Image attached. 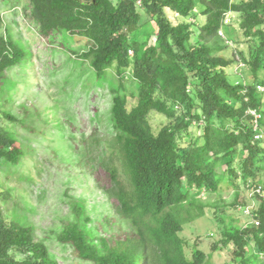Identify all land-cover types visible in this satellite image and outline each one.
<instances>
[{
	"label": "trees",
	"instance_id": "obj_1",
	"mask_svg": "<svg viewBox=\"0 0 264 264\" xmlns=\"http://www.w3.org/2000/svg\"><path fill=\"white\" fill-rule=\"evenodd\" d=\"M196 8L206 20L194 43L197 26L188 19L198 17ZM30 9L43 38L85 42V49L74 53L97 80H105L113 68L119 76L131 69L138 85V104L129 110L127 97L110 84L113 138L95 137L94 144L108 149V157L99 152L95 161L110 175L104 194L115 201L113 211L127 227L126 236L109 239L88 231L93 211L79 201L64 242L88 264H210L201 250L189 258L182 237L187 224L205 215L201 196L221 192L224 183L237 190L240 181L246 187L250 181L251 189L264 185L259 164L264 144L254 140L247 116L258 109L264 132V92L258 90L264 86V0H30ZM232 12L240 16L248 54L219 35ZM169 13L183 21L174 23ZM152 35L155 43H150ZM236 58L249 69L250 81L229 75ZM23 59L22 47L0 34L1 93L6 73ZM152 112L167 120L158 133L149 120ZM194 125L201 129L196 139L190 132ZM22 155L12 132L0 126V171L20 166ZM118 160L120 174L114 165ZM248 197L254 207L244 213L246 226L228 228L221 244L238 246L240 254L253 246L259 259L264 255V198ZM0 264L59 263L31 227L8 220L0 207Z\"/></svg>",
	"mask_w": 264,
	"mask_h": 264
},
{
	"label": "rangeland",
	"instance_id": "obj_2",
	"mask_svg": "<svg viewBox=\"0 0 264 264\" xmlns=\"http://www.w3.org/2000/svg\"><path fill=\"white\" fill-rule=\"evenodd\" d=\"M30 10V0H0V34L11 37L24 50L22 64L6 73L8 79L0 92V126L12 132L23 150L20 166L7 165L0 171V207L8 220L31 227L36 239L46 244L59 264H88L64 242L63 233L75 219L76 203L81 201L93 211L88 231L109 239L126 236L127 227L113 211L115 201L108 202L104 194L112 184L110 175L95 161L99 152L108 157V149L102 143L98 147L94 144L95 137L106 141L113 138L110 84L127 97L129 110L138 104V85L131 69L119 76L113 68L105 80H97L89 64L77 55L85 49V42L72 38L66 43L61 37L51 42L43 38ZM195 12L198 17L188 19L197 26L193 27L194 43L206 20L200 8ZM228 15L219 35L230 37V43H238L234 47L248 54L239 14ZM169 19L174 23L183 21L171 13ZM152 36L150 43H155L156 37ZM231 67L230 76L251 80L252 74L244 63ZM6 113L13 119L5 117ZM149 120L155 133L167 123L163 115L155 112ZM200 131L197 125L190 129L194 139L200 137ZM259 160L264 167V158ZM114 165L120 174L119 160ZM222 169H228L227 161ZM261 181L264 182L263 172ZM224 184L221 192L201 196L207 204L204 217L184 227L187 255L191 258L194 250H201L211 258L210 264H264L263 256L255 258L253 246L245 254H240L241 249L234 244L222 246L228 228H243L248 221L246 207L239 202L253 207L247 204L251 201L250 181L247 187L238 182V190Z\"/></svg>",
	"mask_w": 264,
	"mask_h": 264
},
{
	"label": "built area",
	"instance_id": "obj_3",
	"mask_svg": "<svg viewBox=\"0 0 264 264\" xmlns=\"http://www.w3.org/2000/svg\"><path fill=\"white\" fill-rule=\"evenodd\" d=\"M230 15H226L224 23L228 22V17ZM130 54H132V52H130ZM237 62H240L239 59ZM241 63V62H240ZM245 65V64H244ZM258 90L260 92H264V86H258ZM247 116H249L251 118V126L253 128V132H254V140L257 142H263L264 140V132L261 129V120H262V113L258 110V109H250L247 112ZM251 195L253 194H257L260 197L264 198V185L263 184H259L257 186H254L251 191H250ZM254 207V204H253ZM252 206L246 207L247 213L249 214L251 211V208H253ZM256 225H259V222L256 221L255 222ZM264 258V255H263Z\"/></svg>",
	"mask_w": 264,
	"mask_h": 264
},
{
	"label": "clouds",
	"instance_id": "obj_4",
	"mask_svg": "<svg viewBox=\"0 0 264 264\" xmlns=\"http://www.w3.org/2000/svg\"><path fill=\"white\" fill-rule=\"evenodd\" d=\"M226 17V16H225ZM262 144H264V140H263V142H261Z\"/></svg>",
	"mask_w": 264,
	"mask_h": 264
},
{
	"label": "crops",
	"instance_id": "obj_5",
	"mask_svg": "<svg viewBox=\"0 0 264 264\" xmlns=\"http://www.w3.org/2000/svg\"><path fill=\"white\" fill-rule=\"evenodd\" d=\"M233 78H235V79H236V76H235V77H233Z\"/></svg>",
	"mask_w": 264,
	"mask_h": 264
}]
</instances>
